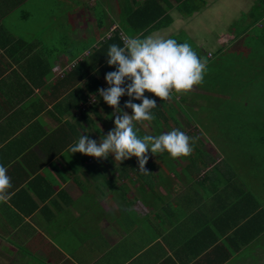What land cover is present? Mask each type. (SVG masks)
<instances>
[{
	"label": "crops",
	"instance_id": "0c3cea01",
	"mask_svg": "<svg viewBox=\"0 0 264 264\" xmlns=\"http://www.w3.org/2000/svg\"><path fill=\"white\" fill-rule=\"evenodd\" d=\"M204 1L210 10V1ZM169 2L171 23L164 28L175 18L188 23L207 9L187 15ZM119 9V0H0V164L11 183L8 199L0 201V264H264V234L249 226L246 216L264 206H234L245 189L242 183H227L221 189L223 206H209L212 184L207 178L202 199L197 179L205 170L187 171L186 157L171 165L182 181L169 182L161 155L149 156L142 172L131 170L134 156L117 161L112 154L96 158L69 151L83 132L99 141L113 127L111 106L106 116L97 103L93 111L78 101L75 88L86 92L90 80L77 78L73 87L67 74L118 28ZM49 23L58 24L63 41L56 44L48 34ZM80 23L83 38L77 36ZM193 45L196 51L200 44ZM202 60L214 67L209 58ZM214 74L215 68H207L198 85L219 95ZM90 77L105 82L96 70ZM170 95L180 124H168L169 130L197 126L198 109L183 108L180 101L205 96L175 90ZM126 99L120 98L122 109ZM141 125L134 121L136 131L146 128ZM152 126L147 125L148 135ZM150 190L158 194V206H147ZM120 208L126 211L122 215ZM143 225L148 233L139 229Z\"/></svg>",
	"mask_w": 264,
	"mask_h": 264
},
{
	"label": "rangeland",
	"instance_id": "374dc122",
	"mask_svg": "<svg viewBox=\"0 0 264 264\" xmlns=\"http://www.w3.org/2000/svg\"><path fill=\"white\" fill-rule=\"evenodd\" d=\"M208 1H210L211 12L208 13L210 10L204 1L203 6L207 9L202 10L198 16L191 18V20L189 19L188 23H185L182 19L175 18V24L157 32V35L165 38L171 37L175 40L178 39L182 42H187L192 48L194 43L200 44L199 48H197L195 52L202 57L201 59L204 57L209 58L207 62L214 65V67L207 65L206 68H215L216 70L217 67H221L219 65L221 64L223 68L221 70H216V74L224 75L226 72L228 73L227 76L229 77L230 82L228 81L226 87L218 85L219 88H217L223 92V96L209 92L207 87L205 89L198 84L195 86L193 85L192 88L186 92L181 91L184 96H186V94L189 96L190 92H193V95L195 93L197 96L198 94L205 96L203 98L195 97L193 99L189 98V100L186 101H180L183 108L186 105L190 106L193 110L198 109L197 113L201 117L196 121L197 126L193 125L183 132L186 135L193 134L195 138H198L202 143V149L213 157L215 161L226 158L227 162L225 166H227L228 169L236 170V172H240L248 176V181L250 183H254V190L261 193L264 197V189L262 190L261 188L260 190V187H258L260 182H264V179L263 181L261 178L252 179V176L250 175V172L253 171H255L259 177L264 175V157H262L264 156V141L262 139V136H264V70L263 68L257 69L258 67L264 65V49L258 48L253 53L250 50V56L242 54L245 56V58H243V63H245V60L249 62V64H247V68H245V77L243 78V56L241 55L240 57L238 53V51L242 53V46L246 39L245 37L249 34L248 32L246 35H242V31H244L245 25L249 22L248 12L254 5L255 0ZM64 16H66V13L62 14L61 18H64ZM58 23H60V21H58ZM263 23L264 20H262V22H258L257 27L262 28V26H264ZM62 24L60 25L62 26ZM55 25L49 23L48 34H53V36L58 39L55 40V43L57 44L63 40L60 39L61 30L58 28V24ZM62 28L65 32L68 31L65 26H62ZM84 29L85 24L80 23L77 25L78 35H76L81 38L85 37L82 35ZM252 31L254 30H251L250 32ZM152 35L155 36V34ZM234 37H237V39H234ZM219 49L220 52L217 53V50ZM229 58L232 59L229 60ZM225 61H227V63ZM214 76L215 74L213 77ZM248 79L253 80L252 85L247 90H242V83L246 82ZM225 90H227V92H225ZM179 96L180 95H177L178 98ZM242 96H246V102L249 100L250 105L246 107L242 106V109H240L237 106V102H239V99H242ZM202 107L207 110L204 111ZM216 109L221 112L219 118H221L222 121H224L225 118L231 119L220 128L217 124H214L212 114H208L210 112H215L216 114ZM236 117L239 119H236ZM178 118L181 122H185V119L181 114H178ZM237 125L243 127L242 131L235 135L234 133L239 127ZM224 128L226 131H224ZM168 130L169 129L161 130V133H165ZM150 131L151 128H145L142 130L145 135H148ZM238 135L241 136L239 138V144L237 143L238 145H236L233 138H237ZM233 142H235L234 146L231 147ZM235 145L237 147H235ZM218 146L220 147L218 148ZM249 153L257 155L258 158L254 161ZM151 155H161V158L165 163L164 166H166V164H172L174 160L179 157L171 159L172 157L167 152ZM147 165H149V163ZM251 165H254L253 170H251ZM150 166L152 167V163H150ZM151 167L150 169H152ZM187 170L193 171L192 168H188ZM163 171V177L169 178L167 181H182L181 176L174 168L172 169L171 166L166 167ZM147 181H155V179L149 178ZM148 194L149 195H146V198L149 199L147 201V206H152L154 203L158 206L160 204L159 198L156 199L158 194L153 190H150V193ZM126 207L128 206H124V209ZM97 209H99V206L96 210ZM139 209L140 208H137L136 211L138 212ZM125 212L126 211L121 210L120 208L118 214L122 215ZM139 229L148 233V229L145 225L139 227ZM133 233L134 232H132V234Z\"/></svg>",
	"mask_w": 264,
	"mask_h": 264
},
{
	"label": "clouds",
	"instance_id": "9594fccd",
	"mask_svg": "<svg viewBox=\"0 0 264 264\" xmlns=\"http://www.w3.org/2000/svg\"><path fill=\"white\" fill-rule=\"evenodd\" d=\"M106 58L107 65L115 67L104 74L106 86L96 90L93 101L99 96L111 106L113 127L99 141L83 132L69 151L96 158L112 154L117 161L134 156L137 170L142 172H147L144 167L147 153L167 152L171 157L189 155L191 138L183 131L173 128L159 135L141 137L137 135L134 121L154 118L152 110L157 107L154 97L165 100L173 90L186 92L201 83L207 71L206 61L187 42L160 35L129 37L123 45L113 43L107 49ZM145 91L153 96L144 95ZM121 96L128 97L123 109H130V113L119 106ZM10 187V177L0 164V201L8 199Z\"/></svg>",
	"mask_w": 264,
	"mask_h": 264
},
{
	"label": "trees",
	"instance_id": "16d2710c",
	"mask_svg": "<svg viewBox=\"0 0 264 264\" xmlns=\"http://www.w3.org/2000/svg\"><path fill=\"white\" fill-rule=\"evenodd\" d=\"M172 1L177 6H179L180 9H182L187 15H192L193 13L198 12L204 5V0H172ZM131 2H133V4L131 3L129 7L128 6L129 0H119L120 9H119V20H118V26H117L118 28H115V30L112 31V35L109 38L107 39L105 38L103 39V41H98L92 53H89L90 55L88 57H86L82 62H79L76 66H74L71 69V71L67 74L68 79H69L68 85H71L73 87L78 83L79 79L81 80L85 77L87 82L88 80H90V82H88L87 84L86 92H83V89L81 87L75 88L74 91L78 93L80 92V97L78 101H85L84 103H86L87 108H92L93 111L96 110L97 104L100 105V107L104 110V113L106 114V116H108L110 113V110H108L109 105H107L102 100V98H100L99 96H97L95 101H93L94 99L93 95L96 93V90L98 88L105 87L106 84L105 82L100 84L94 78H91V77L89 78V75L91 72H94L96 70L104 77V74L106 72L114 69L115 67L114 65L109 66L106 63V59H107L106 52H107L109 45L113 43L117 45H123V42L119 35L121 31H123L130 37L143 38V37H146L150 32L164 28L171 23V18L170 16L167 15V12L173 6L169 2V0H142V2L138 4L134 3V0H131ZM262 20H264V0H255L254 5L248 12L249 22L245 25L244 31H242V35H246V33L248 32L249 34H247V36L245 37L246 39H245V42L243 43L244 47L242 46V53L238 51L240 57L242 54H247L250 56L251 55V53L249 52L250 50L253 53L258 48L264 49V26H262V28L257 27V23L260 21L262 22ZM251 30H254V31L250 32ZM176 41L182 42L178 39H176ZM218 52H220V49L217 50V53ZM243 58H245V56L242 57V78L245 77L244 76L245 68H247L248 66L247 64H249L247 60H245V63H243ZM230 59L232 58H229V60ZM225 62L227 63V61ZM219 65L221 67L220 68L217 67L216 70H221L223 68L221 64ZM261 68H263L264 70V65L261 67H258L257 69H261ZM227 75H228L227 72L224 75L216 74L213 78L214 82H216L214 83V85H216L217 88H219L218 85L226 87L229 81V77ZM252 81H253L252 79H248L246 82L242 83V90H247L252 85ZM216 91L220 96L224 95L222 91L218 89ZM225 92H227V90H225ZM144 95L146 94L144 93ZM151 96H153L152 93H150V97ZM154 98L157 99L156 100L157 107L152 110L154 118L151 121H135V122L138 127L142 126L141 124H143L144 127L146 128H147V125L150 126V124H152L153 125L152 128L154 130H152L153 132L150 135H159V131H161V129L164 130V128H168V124L174 123L176 125V124H180V122L178 121V119L175 118L174 110L171 108V106H169L170 102L174 103V100L171 97V95L169 96L167 100L166 99L161 100L159 99V97H154ZM255 99H256V95H255ZM248 105H250V102L249 100L248 102H246V96H242V99H239V102H237V106L240 109H242V106L246 107ZM208 114H212L213 119H214V124H217L219 128L223 124H226L227 121L231 120V119L225 118V120L222 121V119L219 118L221 115V112L218 109H216V114L215 112H210ZM109 118H111V116H109ZM236 119H239V118L236 117ZM237 126L239 127H238V130H236V132L234 133L235 135L241 132L242 127H243L240 125H237ZM224 131H226L225 128H224ZM137 135L142 137L145 134L139 130L137 131ZM188 136L191 138L190 143L192 145V151L189 155L182 156V157H186L188 160L185 166L186 170L188 168H192L193 172L197 171L199 173L202 171V169L205 170L204 173L206 175L198 178L197 182L202 187L201 192H203V197L202 195L201 197L202 199L206 200V195L208 193L206 191L207 189L205 188V184H206L207 178L210 180L208 182L212 184L209 187L210 189H212V192H210L209 195H211L212 193V197L208 202L209 206H223L224 197H222L223 191L221 189H225L226 188L225 186L227 185V183H230L231 181H238L242 183L243 186L245 187V189L242 190L241 192L242 194L240 197L241 199L236 198L234 200L235 201L234 206H264L263 195L259 193L258 191L254 190L253 188L254 183H250L248 181L247 179L248 176H246L243 173L236 172V170L228 169L227 166H225L227 162L226 158H222L221 160L215 161L213 157H211L209 154H207L202 149L203 148L202 143L200 142L198 138H195L194 135L192 137V135L190 134H188ZM240 136L241 135H238L237 138H233V141L236 142V145L239 144ZM262 139L264 141V136H262ZM235 142H233L231 147L234 146ZM236 145L235 147H237ZM219 147L220 146H218V148ZM147 155L148 157L152 156L151 153H147ZM250 155L252 156L254 161L255 159L258 158L257 155H254V154H250ZM173 158L174 157H172V159ZM129 164L132 165L133 163H129ZM135 165L136 166L133 167V169L131 170L138 171L137 161ZM166 165L167 167H170L171 165H173V163L170 165L168 164ZM253 168H254V165L253 166L251 165V170H253ZM250 173H251L250 175L252 176V179L261 178V180L263 181L264 175H262V177H259V175L255 171L250 172ZM258 187H260V190L261 188L263 190L264 182H260ZM257 196L261 197L262 205L259 202L261 199H259L258 201V199L256 198ZM250 213L251 212H247L246 214L247 217H250L247 223L250 224L249 226L251 225L254 226L255 230H258V231L261 230V232L264 234V209H262V211H260L258 214H255L254 216H252V214L250 215ZM217 224L222 225L221 222H218ZM244 230L245 229L242 228V231Z\"/></svg>",
	"mask_w": 264,
	"mask_h": 264
},
{
	"label": "built area",
	"instance_id": "2783aa9c",
	"mask_svg": "<svg viewBox=\"0 0 264 264\" xmlns=\"http://www.w3.org/2000/svg\"><path fill=\"white\" fill-rule=\"evenodd\" d=\"M113 30H115V27H112L111 28V30H110V32H112ZM120 35V38H121V40H122V42H123V44L125 43V41L128 39L127 37H125L123 34H119ZM88 161H89V159H88Z\"/></svg>",
	"mask_w": 264,
	"mask_h": 264
}]
</instances>
